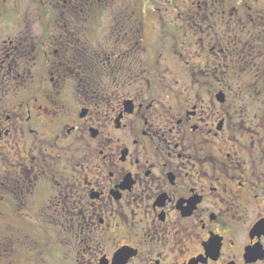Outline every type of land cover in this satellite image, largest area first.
<instances>
[{"label": "flooded vegetation", "instance_id": "af4514ba", "mask_svg": "<svg viewBox=\"0 0 264 264\" xmlns=\"http://www.w3.org/2000/svg\"><path fill=\"white\" fill-rule=\"evenodd\" d=\"M31 2L0 36V264H264V0Z\"/></svg>", "mask_w": 264, "mask_h": 264}, {"label": "rangeland", "instance_id": "374dc122", "mask_svg": "<svg viewBox=\"0 0 264 264\" xmlns=\"http://www.w3.org/2000/svg\"><path fill=\"white\" fill-rule=\"evenodd\" d=\"M8 5L2 10V22L0 24V36H27L30 30V22L38 19V16L41 14L33 9L30 6L32 4L31 0H7ZM15 22L7 26L6 21ZM14 221L6 219L5 221L0 219V235L4 233L6 236L9 235L11 230L8 228L12 226ZM8 232V233H7ZM10 259H14L10 257Z\"/></svg>", "mask_w": 264, "mask_h": 264}]
</instances>
